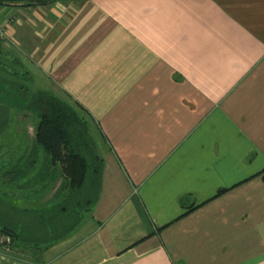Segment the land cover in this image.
<instances>
[{
  "label": "crops",
  "instance_id": "crops-1",
  "mask_svg": "<svg viewBox=\"0 0 264 264\" xmlns=\"http://www.w3.org/2000/svg\"><path fill=\"white\" fill-rule=\"evenodd\" d=\"M0 23L102 159L78 227L0 264H264V0H0ZM26 118L0 104L1 166L30 154Z\"/></svg>",
  "mask_w": 264,
  "mask_h": 264
},
{
  "label": "trees",
  "instance_id": "trees-1",
  "mask_svg": "<svg viewBox=\"0 0 264 264\" xmlns=\"http://www.w3.org/2000/svg\"><path fill=\"white\" fill-rule=\"evenodd\" d=\"M20 1L26 0H1L8 4ZM0 50L4 54L1 47ZM13 60L23 70L20 62ZM23 72L25 80L21 82L0 77V104L14 112L30 114L36 120L35 143L28 158L22 157L12 169L0 172V235L8 237L15 250L37 258L73 232L94 208L101 184L102 159L86 118L53 93L33 91L28 74ZM38 148L49 157L51 166L58 165L66 181L45 205L26 202L19 206L9 194L45 193L52 183L47 168L35 176L22 170L27 162L36 164Z\"/></svg>",
  "mask_w": 264,
  "mask_h": 264
},
{
  "label": "rangeland",
  "instance_id": "rangeland-1",
  "mask_svg": "<svg viewBox=\"0 0 264 264\" xmlns=\"http://www.w3.org/2000/svg\"><path fill=\"white\" fill-rule=\"evenodd\" d=\"M9 54L10 53H8L6 51L3 54L0 50V77L7 79V80H10V81L15 80L14 82H21V80H25V77L23 76L24 72H23V70H21L20 65L16 61H14L13 58H10L12 55L10 56ZM3 55L8 56L9 59H4ZM63 99L66 100L67 98L66 99L63 98ZM66 101L69 104H71V102L68 99ZM14 103H16V102H14ZM75 109L78 110L79 113L81 115H83V117H85L86 120L89 121L90 129L94 130L97 138L100 139L101 133L98 131L99 129L97 128V126L90 120V118L86 114L83 113L82 110L77 109V108H75ZM27 115L29 116L30 114H27ZM27 115H25V118L27 117ZM30 116H31V118L27 117L26 119H24L22 131L25 134L32 137V136H34V133H35L36 120L34 117H32V115H30ZM101 140H98V147H102V145L105 144V142H102ZM0 149L5 150L6 147L3 146V147H0ZM25 158H28V156H26ZM24 161H26V159H24ZM35 165L36 166H34V164L32 165V164L27 162L23 166L22 170L24 173H26L28 175L35 176L36 173H38L41 169L47 168V169H49L48 170V176L51 179L52 183L49 186L50 187L49 189H45V193H42L40 191L38 193L35 192L34 194H32V196H29L30 197L29 202L38 203L37 205H45L49 201L50 198H52L53 196H55L59 193V191H60L62 185H64L65 181L61 177V173L58 169V165L56 166V164H54L53 166H51L49 157L47 155H45L43 150L40 148H38V155L36 157V164ZM14 166H16L15 162L14 163H8V164L2 165V166L0 165V168L9 169V168H12ZM3 169H1V170H3ZM52 179H55V180L53 181ZM16 194L17 195L13 196V198H16V200L11 199V201L14 202V204L17 201H18L17 203H19L20 199H22V198H20V196L18 197V193H16ZM23 195H25V193H23ZM23 200H27V198H23ZM19 206H21V204ZM11 244H12L11 241H9V243H6L5 237L3 235H0V246L4 248L5 253L17 255L19 258H23V259H30V260H32L33 258L35 259V257L28 252H24L21 250H15L14 248H12ZM6 245H8V247H6V248H8V250L5 248Z\"/></svg>",
  "mask_w": 264,
  "mask_h": 264
},
{
  "label": "built area",
  "instance_id": "built-area-1",
  "mask_svg": "<svg viewBox=\"0 0 264 264\" xmlns=\"http://www.w3.org/2000/svg\"><path fill=\"white\" fill-rule=\"evenodd\" d=\"M8 38L6 35V27L0 23V44L8 46ZM6 243H9V238L5 237ZM8 250V249H7Z\"/></svg>",
  "mask_w": 264,
  "mask_h": 264
}]
</instances>
